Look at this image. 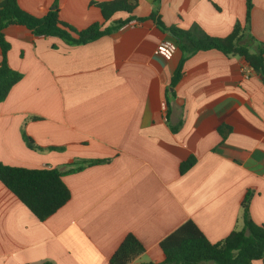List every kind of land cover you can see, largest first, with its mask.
<instances>
[{
	"label": "crops",
	"instance_id": "crops-1",
	"mask_svg": "<svg viewBox=\"0 0 264 264\" xmlns=\"http://www.w3.org/2000/svg\"><path fill=\"white\" fill-rule=\"evenodd\" d=\"M92 1L107 0H58L59 17L83 29L129 15L106 21ZM54 2L18 0L35 16ZM155 8L168 25L226 36L245 22L246 0H138L133 14ZM250 29L264 41V0H254ZM4 32L8 61L23 77L0 102V162L66 170L110 160L64 174L71 197L45 220L0 180V264H111L128 233L145 246L135 263H157L160 242L188 219L213 242L241 228L248 189L250 214L264 224V80L243 57L197 51L173 86L183 52L161 46L173 38L151 18L83 44L20 24ZM191 155L196 162L182 174Z\"/></svg>",
	"mask_w": 264,
	"mask_h": 264
},
{
	"label": "trees",
	"instance_id": "trees-1",
	"mask_svg": "<svg viewBox=\"0 0 264 264\" xmlns=\"http://www.w3.org/2000/svg\"><path fill=\"white\" fill-rule=\"evenodd\" d=\"M157 3L160 0H155ZM99 6L104 20L111 19L117 12H126V18L115 19L112 24L104 26L94 22L86 28L77 29L59 17L58 0L54 8L43 16H35L24 10L18 0H2L0 2V102L9 94L11 88L23 77L8 61L11 42L4 29L9 24H20L36 35H55L74 44H83L109 34L132 19L151 18L163 31L168 32L177 47L183 52L179 65L174 72L171 85H175L183 73L185 60L200 50L218 49L227 56H241L249 66L258 71L264 80V41L258 40L251 33L252 9L254 0H246L245 22L237 21L232 31L226 36H214L207 33L198 24L183 28L175 24H166L158 8L149 16L137 17L134 10L138 0L92 1ZM176 129V128H174ZM223 136L228 128L219 127ZM23 138L27 145L39 148L34 139L23 130ZM52 149L63 147L51 146ZM103 159H81L69 163L66 170L58 167H27L0 162V180L9 188L40 220H45L61 208L71 197V191L63 180V175L76 172L87 165L109 161ZM196 162L191 155L180 164V172L185 173ZM253 190L248 189L241 199L242 227L233 229L224 239L211 241L197 223L188 219L169 233L160 246L164 259L152 264H253L262 259L264 264V224L257 223L250 214V199ZM145 252V246L133 233H128L113 253L111 264H129ZM43 264H52L49 261Z\"/></svg>",
	"mask_w": 264,
	"mask_h": 264
},
{
	"label": "built area",
	"instance_id": "built-area-1",
	"mask_svg": "<svg viewBox=\"0 0 264 264\" xmlns=\"http://www.w3.org/2000/svg\"><path fill=\"white\" fill-rule=\"evenodd\" d=\"M161 46H162V47H166V48H168V49L171 50V51H175V50L178 48L177 45H176L173 41H171V40L163 41V42L161 43ZM129 264H136V263H135V261L133 260V261L130 262Z\"/></svg>",
	"mask_w": 264,
	"mask_h": 264
},
{
	"label": "rangeland",
	"instance_id": "rangeland-1",
	"mask_svg": "<svg viewBox=\"0 0 264 264\" xmlns=\"http://www.w3.org/2000/svg\"><path fill=\"white\" fill-rule=\"evenodd\" d=\"M137 261H138V262H141V259H138Z\"/></svg>",
	"mask_w": 264,
	"mask_h": 264
},
{
	"label": "water",
	"instance_id": "water-1",
	"mask_svg": "<svg viewBox=\"0 0 264 264\" xmlns=\"http://www.w3.org/2000/svg\"><path fill=\"white\" fill-rule=\"evenodd\" d=\"M262 76V75H261Z\"/></svg>",
	"mask_w": 264,
	"mask_h": 264
}]
</instances>
